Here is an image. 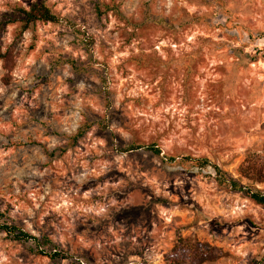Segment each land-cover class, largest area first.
<instances>
[{
    "label": "rangeland",
    "instance_id": "1",
    "mask_svg": "<svg viewBox=\"0 0 264 264\" xmlns=\"http://www.w3.org/2000/svg\"><path fill=\"white\" fill-rule=\"evenodd\" d=\"M39 1L60 22L0 31V223L67 256L0 230V264H264V207L196 161L264 192L240 173L264 154V0H0V22Z\"/></svg>",
    "mask_w": 264,
    "mask_h": 264
},
{
    "label": "trees",
    "instance_id": "2",
    "mask_svg": "<svg viewBox=\"0 0 264 264\" xmlns=\"http://www.w3.org/2000/svg\"><path fill=\"white\" fill-rule=\"evenodd\" d=\"M61 18L55 14L52 9L44 2L39 1L33 3L29 8L25 7H16L11 13L6 14L3 17V20L0 22V31L8 25L11 24H20V30L18 35L21 36L27 29L32 27L38 22L44 23H58ZM15 50L12 46H10L5 52L1 51L0 48V59L3 61L4 69L9 73L15 66ZM144 146H134L124 151L135 150L138 148H143ZM147 150L153 152L156 155L161 154V150L156 145H148L145 147ZM171 160H174L173 157H170ZM199 165L212 166L216 172V179L220 183H228V185L234 190L242 192L245 196L260 204L264 207V192L259 190H253L250 187L243 186L237 179L230 177L225 171H223L217 164L212 163L209 159H197L196 160ZM241 175L256 182V183H264V154H257L255 156L249 157L244 161L241 167ZM0 216L4 215L0 213ZM0 230L6 232L8 235L12 236L15 240L23 241V242H33L38 247V252L41 255L47 256L50 259H64L66 258L61 249H55L53 252H48L46 250V246L50 243L49 238L38 237L33 235L32 233L25 231L16 225L9 224L6 222L0 223ZM185 240L183 238L180 239V243L178 246L174 248L170 259L174 260L179 256L180 248L186 249L184 245ZM210 247L205 249L196 248L197 252L200 254V260L202 262L205 261H213L217 258L213 252L209 251Z\"/></svg>",
    "mask_w": 264,
    "mask_h": 264
}]
</instances>
